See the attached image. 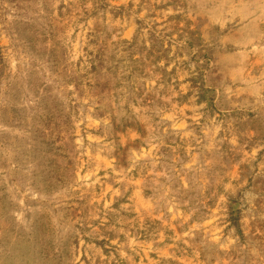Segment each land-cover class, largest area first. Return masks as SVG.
<instances>
[{"label": "rangeland", "instance_id": "1", "mask_svg": "<svg viewBox=\"0 0 264 264\" xmlns=\"http://www.w3.org/2000/svg\"><path fill=\"white\" fill-rule=\"evenodd\" d=\"M0 264H264V0H0Z\"/></svg>", "mask_w": 264, "mask_h": 264}, {"label": "trees", "instance_id": "2", "mask_svg": "<svg viewBox=\"0 0 264 264\" xmlns=\"http://www.w3.org/2000/svg\"><path fill=\"white\" fill-rule=\"evenodd\" d=\"M232 220L234 221V218Z\"/></svg>", "mask_w": 264, "mask_h": 264}]
</instances>
